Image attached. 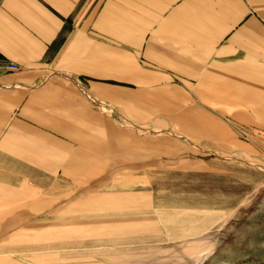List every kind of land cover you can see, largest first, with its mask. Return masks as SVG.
<instances>
[{"label":"crops","instance_id":"obj_1","mask_svg":"<svg viewBox=\"0 0 264 264\" xmlns=\"http://www.w3.org/2000/svg\"><path fill=\"white\" fill-rule=\"evenodd\" d=\"M242 163L264 169V0H0V264L51 235L146 234L158 175L232 177ZM258 183L217 210L233 242L181 247L177 224L158 218L154 259L106 264H181L180 248L206 251L201 264H264Z\"/></svg>","mask_w":264,"mask_h":264},{"label":"rangeland","instance_id":"obj_2","mask_svg":"<svg viewBox=\"0 0 264 264\" xmlns=\"http://www.w3.org/2000/svg\"><path fill=\"white\" fill-rule=\"evenodd\" d=\"M198 153L200 154L201 152L198 151ZM210 158L212 162L216 163H224L226 161L236 163L232 160L220 161L213 155H210ZM240 168L242 170L237 173L233 172L232 177L229 175L204 177L200 173L181 171L163 172L158 177L150 174L153 178H150L148 175L143 182L152 181L157 177L158 188L154 189V186L150 187L153 194L150 198L151 200L145 209H141L142 213L147 216L145 219L147 224L144 223L148 228L146 234L143 232L134 235L126 234L124 236L116 234L113 237L107 236L110 240H98L106 239V236L101 235L96 239L91 236L92 233L71 234L66 239H57V235H51L50 245L40 246L41 248L36 249V247L30 245L31 243L23 244L19 248L6 251L7 254L4 256L14 258L19 264H37L31 261L30 258L33 255L42 256L45 254H51V260L82 258L83 260H98L103 264L108 263L109 258L114 256L121 257L123 254L134 255L132 258H137V260H139V256L142 257L141 260H150L155 258L153 256L155 252L151 251L150 247L154 244V232L158 226V218L163 228H165L166 224H177L178 243L181 247L204 239L212 242L211 246L216 245L217 247L224 238H227L226 241L233 242L234 232L232 228L234 223L222 226L224 220H219L216 217L217 210L223 209L225 206L234 205V198L236 195H239L238 191L240 189L245 197H250L251 191L256 189V186L253 184L254 180L259 182L258 186L260 190L264 188L263 168L244 163H242ZM109 185L110 183L99 189L101 191L106 190ZM131 188H134V185ZM90 190L84 187L81 189L82 192L78 193L77 191L76 194L83 198L87 195V191ZM228 198L230 201L226 202ZM209 207L212 209L210 212L207 211ZM215 209L216 211H214ZM106 216L107 214L99 217ZM90 217H79L76 219L67 217V219H64L66 220L64 222L71 223L78 220L77 222L80 224H90V222L95 221ZM41 221L54 222L53 219L49 218L41 219ZM55 222L59 221L56 219ZM87 228L82 227L78 230L85 231ZM24 245L26 246L23 247ZM46 247H50L51 249H47ZM43 251L45 253H42ZM206 253L205 251L197 259L191 260L189 254L180 248L178 251L179 261L180 263L183 260L185 261L181 264H201ZM246 261L242 260V262L239 261L237 263L246 264ZM230 264L236 263L232 261Z\"/></svg>","mask_w":264,"mask_h":264},{"label":"built area","instance_id":"obj_3","mask_svg":"<svg viewBox=\"0 0 264 264\" xmlns=\"http://www.w3.org/2000/svg\"><path fill=\"white\" fill-rule=\"evenodd\" d=\"M20 69H21L20 66L17 64H14V63H10L7 65V70H9V71H17Z\"/></svg>","mask_w":264,"mask_h":264}]
</instances>
